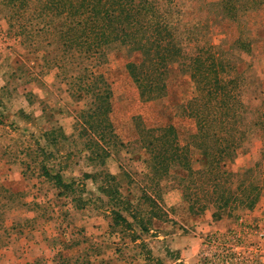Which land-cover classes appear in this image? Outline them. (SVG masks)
I'll return each mask as SVG.
<instances>
[{
  "label": "rangeland",
  "instance_id": "rangeland-1",
  "mask_svg": "<svg viewBox=\"0 0 264 264\" xmlns=\"http://www.w3.org/2000/svg\"><path fill=\"white\" fill-rule=\"evenodd\" d=\"M39 1L0 7V54L11 56L17 70L0 88L1 264L8 262L5 246L16 264L28 258L37 264H225L203 257V240L238 227L241 217L264 225V0L239 2L235 20L222 0H148L183 51L170 65L167 94L155 99L141 95L127 68L141 61V52L115 40L91 55L68 53L63 32L72 33V25L60 17L43 21ZM124 1L134 7L145 0ZM31 20L35 31L26 28ZM240 36L252 40L250 51L233 45ZM208 48L235 64L222 75L241 84L237 113L244 136L226 169L243 175L231 179L234 191L243 184L241 190L252 194L250 207L232 201L219 213L182 166L153 180L139 141L142 124L175 126L182 145L198 131L186 111L195 85L182 64ZM108 91L112 126L94 132L85 117L90 112L100 120L107 103L94 94ZM149 198L161 204L163 216H148ZM134 213L149 230L141 229Z\"/></svg>",
  "mask_w": 264,
  "mask_h": 264
},
{
  "label": "trees",
  "instance_id": "trees-1",
  "mask_svg": "<svg viewBox=\"0 0 264 264\" xmlns=\"http://www.w3.org/2000/svg\"><path fill=\"white\" fill-rule=\"evenodd\" d=\"M32 1L0 0V7L27 8ZM241 1L222 0L221 2L226 8V14L234 20L239 15L241 4H238ZM132 3L129 2L130 6ZM261 3L257 1L256 5ZM127 5L124 0H40L38 15L43 21L60 17L67 26L72 25L74 29H70L72 33L68 30L62 31L64 37H69L68 41L64 38V46L68 53L72 51L75 54L74 52L77 51L91 55L97 53L105 43L115 40L128 44L133 52H141L143 55L141 61L130 62L127 68L143 97L159 98L161 94H167L170 65L172 62L180 61L182 48L176 41L170 23L164 19L165 16H158L161 19L157 20L158 13L151 2L145 0L144 5L136 4L134 7ZM243 8L248 9L246 6ZM21 12L19 9L14 13L18 14L19 18ZM48 22L50 21L46 23ZM28 24L29 27L26 28L30 29L36 25L32 20ZM33 30L35 31V27ZM251 43L252 40L240 36L233 45L250 51ZM32 47L37 49L36 44ZM43 60L48 65L50 59L47 52L43 54ZM61 60L65 58L61 57ZM182 65L195 85L194 96L186 111L195 118L198 131L191 136L188 144L182 145L178 131L173 125L147 127L142 124V127H139V141L146 151L145 161L152 179L161 180L172 165L178 164L188 171L190 183L203 188L207 203H213L218 213L223 208L229 207L232 201L250 207L251 192L241 190L243 184L239 186L237 192L234 191L233 185L231 186V179L242 178L243 175L230 173L226 169L227 162L235 156L244 136L239 128L237 113L242 105L241 84L237 78L228 79L222 75L228 73V68L235 69V64L232 61L227 62L222 55L212 53L208 48L201 49L195 57L189 58V61H185ZM94 98L106 101L108 104L104 108L105 111H99L100 120L95 119V114L90 112L88 117L82 116L88 118V124L94 132L101 126H103L102 131H105L107 126L109 129L111 125L109 121L107 125V114L111 111L110 92L95 93ZM195 153H199L196 159H194ZM194 161L203 167L194 168ZM48 172L49 170H46V173ZM111 178L114 180L115 176ZM241 193L242 198H238ZM185 199L188 200L187 195ZM258 199L259 197H255L251 202L255 203ZM149 200L152 208L148 216L151 215L152 218L163 216L165 213L161 204L152 198ZM133 217L143 231L149 230L143 216L134 213ZM122 218L128 225L133 226L128 219Z\"/></svg>",
  "mask_w": 264,
  "mask_h": 264
},
{
  "label": "built area",
  "instance_id": "built-area-1",
  "mask_svg": "<svg viewBox=\"0 0 264 264\" xmlns=\"http://www.w3.org/2000/svg\"><path fill=\"white\" fill-rule=\"evenodd\" d=\"M202 255L225 264H264V225L241 217L238 227L204 239Z\"/></svg>",
  "mask_w": 264,
  "mask_h": 264
},
{
  "label": "crops",
  "instance_id": "crops-1",
  "mask_svg": "<svg viewBox=\"0 0 264 264\" xmlns=\"http://www.w3.org/2000/svg\"><path fill=\"white\" fill-rule=\"evenodd\" d=\"M15 63L12 62L11 56H5V55L0 54V88L5 87V85L8 86L9 74L12 76H15L14 71H17L15 68H13V64H15ZM4 89H6V88H4ZM4 101H5V99H4ZM31 103L32 102H30V105H31ZM10 248H11V246H7V247L5 246V249L2 250L3 253L8 254V256H7L8 262H6V264H16V262L14 260H10V257H11L10 255L12 253H14V252H12V249L8 250ZM0 264H1V262H0ZM23 264H37V263H35V261L33 259L28 258V259H26V262H24Z\"/></svg>",
  "mask_w": 264,
  "mask_h": 264
}]
</instances>
